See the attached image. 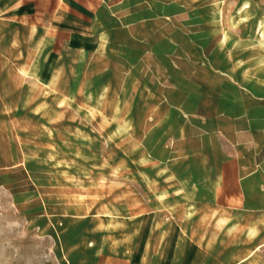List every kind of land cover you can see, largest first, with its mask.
<instances>
[{"label":"crops","instance_id":"1","mask_svg":"<svg viewBox=\"0 0 264 264\" xmlns=\"http://www.w3.org/2000/svg\"><path fill=\"white\" fill-rule=\"evenodd\" d=\"M75 142L131 165L112 203L85 189L83 217L162 244L94 264H201L216 244L211 264H264L263 241L230 250L264 222V0H0V264L72 227Z\"/></svg>","mask_w":264,"mask_h":264},{"label":"rangeland","instance_id":"2","mask_svg":"<svg viewBox=\"0 0 264 264\" xmlns=\"http://www.w3.org/2000/svg\"><path fill=\"white\" fill-rule=\"evenodd\" d=\"M74 145V163L68 168L73 170L75 203L79 204L82 201L81 194L88 186L97 183L104 184L103 188L107 194L104 201L112 203L116 191L114 189L119 187L120 184L119 181L110 178L115 173L118 175L128 174L131 171V165L129 163H113L110 162L109 158L106 162L100 164L97 162L88 163L83 148L76 142ZM57 165L58 170L64 172L65 163L61 157H58ZM135 170L142 178V183L150 182L151 176L148 173L151 172L150 169H147L143 164H138ZM97 172H100L101 177L106 176V181L105 179L103 181L95 179L98 175ZM122 182L128 183V180ZM160 199L157 201L161 203ZM76 207L78 210L74 213L72 227H65L58 222L54 223L55 227L51 224L50 227L43 228L40 231L36 230L31 235L26 232L25 264H94L95 259L100 254L114 250L118 251L119 248H122L127 255L133 258L140 250L148 255L152 249L158 248L159 252L162 248V244H136L133 237L136 234H130V228L127 224L122 223L120 225L117 222L115 224L113 211L107 212L110 214V221L108 222L104 221V218H95L102 220L100 222H89L83 217L82 211L79 210L81 205H76ZM125 215L124 212H116L118 217ZM120 232L123 237L121 241L119 237L116 236L115 238V235H119ZM243 234L245 235L244 239L248 242L235 243L231 245L230 250L246 254L258 246L261 241L264 242V222L261 227H249ZM219 246L220 244L214 245L212 251L207 253L208 259H204L201 264H211L209 257L214 254L215 248ZM206 247L208 248L209 245H206ZM259 250L264 255V244ZM233 262L234 260H218L214 261V264H231Z\"/></svg>","mask_w":264,"mask_h":264}]
</instances>
